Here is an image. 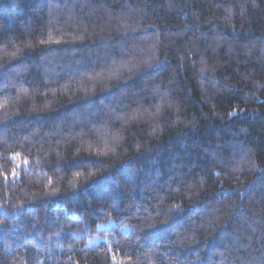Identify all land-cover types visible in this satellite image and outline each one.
I'll list each match as a JSON object with an SVG mask.
<instances>
[{
    "label": "trees",
    "instance_id": "obj_1",
    "mask_svg": "<svg viewBox=\"0 0 264 264\" xmlns=\"http://www.w3.org/2000/svg\"><path fill=\"white\" fill-rule=\"evenodd\" d=\"M0 264H264V0H0Z\"/></svg>",
    "mask_w": 264,
    "mask_h": 264
},
{
    "label": "snow or ice",
    "instance_id": "obj_2",
    "mask_svg": "<svg viewBox=\"0 0 264 264\" xmlns=\"http://www.w3.org/2000/svg\"><path fill=\"white\" fill-rule=\"evenodd\" d=\"M16 175H17V174H16L15 170H13V176L15 177ZM4 179L7 180V179H8V176L5 175V176H4Z\"/></svg>",
    "mask_w": 264,
    "mask_h": 264
}]
</instances>
